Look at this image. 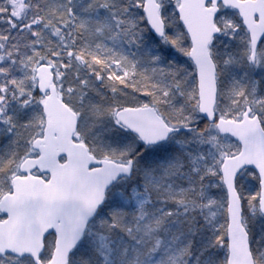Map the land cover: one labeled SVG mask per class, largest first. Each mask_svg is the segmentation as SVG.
I'll return each mask as SVG.
<instances>
[{
    "label": "snow or ice",
    "instance_id": "1",
    "mask_svg": "<svg viewBox=\"0 0 264 264\" xmlns=\"http://www.w3.org/2000/svg\"><path fill=\"white\" fill-rule=\"evenodd\" d=\"M0 264H264V0H0Z\"/></svg>",
    "mask_w": 264,
    "mask_h": 264
}]
</instances>
